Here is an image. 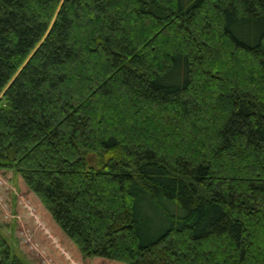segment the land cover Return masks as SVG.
Masks as SVG:
<instances>
[{"label":"trees","instance_id":"1","mask_svg":"<svg viewBox=\"0 0 264 264\" xmlns=\"http://www.w3.org/2000/svg\"><path fill=\"white\" fill-rule=\"evenodd\" d=\"M12 225L31 264H264V0H0Z\"/></svg>","mask_w":264,"mask_h":264},{"label":"rangeland","instance_id":"2","mask_svg":"<svg viewBox=\"0 0 264 264\" xmlns=\"http://www.w3.org/2000/svg\"><path fill=\"white\" fill-rule=\"evenodd\" d=\"M2 233L4 234V236L7 238V241L9 242L10 246H11V250L13 251V253L18 256L19 258H21L26 264H31V262L29 261V259H27L25 256V254L23 253V251L20 248V245L18 243V238L17 235L14 234V229H13V225L9 230H5L4 228L0 227Z\"/></svg>","mask_w":264,"mask_h":264}]
</instances>
